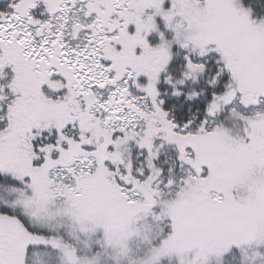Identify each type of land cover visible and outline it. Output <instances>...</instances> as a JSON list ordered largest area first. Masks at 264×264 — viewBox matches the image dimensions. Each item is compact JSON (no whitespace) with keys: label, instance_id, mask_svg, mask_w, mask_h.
<instances>
[{"label":"snow or ice","instance_id":"snow-or-ice-1","mask_svg":"<svg viewBox=\"0 0 264 264\" xmlns=\"http://www.w3.org/2000/svg\"><path fill=\"white\" fill-rule=\"evenodd\" d=\"M0 264H264V0H0Z\"/></svg>","mask_w":264,"mask_h":264}]
</instances>
